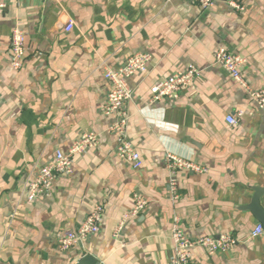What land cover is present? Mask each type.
Returning a JSON list of instances; mask_svg holds the SVG:
<instances>
[{
    "label": "crops",
    "instance_id": "obj_1",
    "mask_svg": "<svg viewBox=\"0 0 264 264\" xmlns=\"http://www.w3.org/2000/svg\"><path fill=\"white\" fill-rule=\"evenodd\" d=\"M3 1L0 264H79L87 256L86 264H169L176 215L192 239L237 240L226 252L195 247L192 264H264V234L252 236L262 223L245 209L253 189L264 188V111L215 59L222 47L242 55L248 88L264 89V0H215L207 11L197 0ZM14 28L26 37L18 70L11 65ZM138 52L151 59L145 72L129 78L127 133L142 159L134 168L117 155V135L109 131L117 116L104 112L112 88L105 70ZM190 65L201 70L192 87L150 103L153 85ZM230 116L238 123H229ZM85 133L97 134L99 145L75 155L73 172L59 174L29 201L30 176ZM168 153L208 171L172 172ZM135 194L147 207L118 230ZM98 206L99 232L60 250V233L77 229Z\"/></svg>",
    "mask_w": 264,
    "mask_h": 264
},
{
    "label": "built area",
    "instance_id": "obj_2",
    "mask_svg": "<svg viewBox=\"0 0 264 264\" xmlns=\"http://www.w3.org/2000/svg\"><path fill=\"white\" fill-rule=\"evenodd\" d=\"M202 10L207 11L215 5V0H197ZM230 5L237 10H244L243 5L236 1H230ZM5 7V2L0 0V14ZM73 23L66 26V30H71ZM26 57V37L20 28H14L11 34V65L14 69H21ZM151 56L148 53L138 52L130 55L125 64L119 68H107L105 77L112 88L108 94L104 105V112L107 115L117 116L116 121L109 126V131L117 135V155L132 163L134 168L142 166V159L139 152L128 137V123L130 115L127 110L129 101L133 98V90L129 84V78L137 71L145 72L150 62ZM216 62L242 86L246 87L249 94L257 106L264 111V89H249L244 80L241 68L247 59L240 54L231 52L226 48H220L215 53ZM201 70L190 65L185 71H178L167 79L151 87L150 103H156L165 98H179L182 91L192 87L196 79L200 76ZM228 122L237 124L236 117H228ZM99 145V136L95 133H85L79 140L75 141L68 153L57 151L55 159L43 165L35 175H31L27 181V199L35 201L39 196L45 194L52 186L59 174H71L73 172L74 156L84 153L88 149ZM167 167L170 171L185 169L193 172H207L208 169L191 160L177 156L172 153L167 154ZM173 198L179 199L175 180L172 182ZM135 204L130 213H127L120 222L118 230L121 229L126 219L137 216L147 207V200L139 195L134 196ZM104 212L98 206L86 220L75 230H63L57 241L60 250H68L85 240L89 235L98 233L103 220ZM264 234V226L258 224L252 232L253 237ZM172 240L174 243V256L169 264H192V250L195 247H203L210 254L229 251L237 240L228 234L205 235L192 239L188 237L183 229L181 219L175 216L172 224Z\"/></svg>",
    "mask_w": 264,
    "mask_h": 264
},
{
    "label": "water",
    "instance_id": "obj_3",
    "mask_svg": "<svg viewBox=\"0 0 264 264\" xmlns=\"http://www.w3.org/2000/svg\"><path fill=\"white\" fill-rule=\"evenodd\" d=\"M254 195L252 197L251 202L245 206V209L250 210L258 221H260L264 226V207L261 203L262 196L264 195V188L263 187H255ZM91 262L90 257H85L79 264H86Z\"/></svg>",
    "mask_w": 264,
    "mask_h": 264
}]
</instances>
